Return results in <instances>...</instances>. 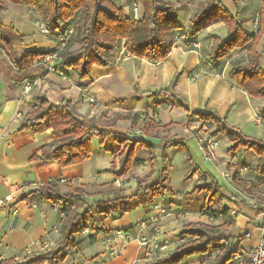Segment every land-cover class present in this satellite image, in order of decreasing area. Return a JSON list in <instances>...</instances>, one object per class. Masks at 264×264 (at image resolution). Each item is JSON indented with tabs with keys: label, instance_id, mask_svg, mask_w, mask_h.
I'll return each instance as SVG.
<instances>
[{
	"label": "crops",
	"instance_id": "1",
	"mask_svg": "<svg viewBox=\"0 0 264 264\" xmlns=\"http://www.w3.org/2000/svg\"><path fill=\"white\" fill-rule=\"evenodd\" d=\"M113 1L122 7L125 14L131 19L138 21L142 18L143 6L140 0ZM165 1L172 3L178 10V24L185 32H188L191 22L197 15L199 5L205 2V0ZM221 1L233 14H239L242 19H249L247 28L251 33H256L260 24L262 0ZM134 3L138 5V13L134 12ZM16 6L25 7V9H22L17 23L13 22L7 25L4 18ZM28 15H32V24L24 18ZM37 19L38 13L34 9L14 3H9L7 12L2 15L6 35L14 43L18 39L25 47L23 52L16 53L18 60L22 59L27 51L52 52L56 49L57 35L51 32V37L46 38L38 28ZM8 29L10 33H8ZM35 31L41 36L40 40L32 35V32ZM227 36L228 29L223 23L214 24L194 37L193 44L186 46L176 43L170 55L158 63H150L147 60H139L126 55L125 42H122L121 50L116 51L113 55L114 64L107 68L95 67L92 77L86 80H79L75 73L61 65V61L55 71H50L42 65L34 66L31 63L26 66L23 64L19 69H16L5 52L0 49L3 58L6 57L10 63L4 59L0 63V264L6 261L10 264L13 261L21 262L27 257L38 255L44 252L41 246L44 239L48 238L51 241L52 248L59 238V233L52 232L55 227L59 229V221L63 215L59 209L53 207L49 202L36 198L31 201H23L24 196L41 185L56 181L73 186L116 184L118 180L114 178L113 173L108 172L114 162V156L120 149L114 143V139L124 134L133 138L127 132L134 127L140 115L144 117L151 115V112L157 109L164 125H171L172 132L179 128L176 125L178 122L186 125L190 121L198 119L175 106L171 101L170 93H174L180 100H184L191 111L211 112L221 118H226L230 127L237 129L247 137L264 142V127L256 126L253 123L256 114H264V98L250 97L246 91L239 87L237 80L230 75L234 66L248 63L249 51L247 49L235 50L230 56L217 62L210 59L215 37L224 40ZM39 46L42 47L32 48ZM16 48L15 45V52ZM80 48L81 44L73 46V50ZM257 53L261 56L260 62L264 68V31L258 42ZM63 73L64 75H62ZM195 74L199 75V79L193 82L191 78ZM176 78L178 83L172 87ZM28 87L30 90L27 92ZM84 89L88 90L96 99V105L91 106L82 102L81 94ZM145 92L150 93L146 94ZM42 94L52 105L65 106L68 103L83 118L98 121L112 118L115 114H130L135 119L120 121L116 126L109 128L112 136L108 138L105 146H100L99 139L95 138L92 143L94 154L90 160L82 164L60 168L55 162L32 160L33 157L40 156V149L43 146L55 139L52 130L33 134L19 129L25 116L34 108L35 98ZM176 112L182 116V121L173 118V114ZM161 114L165 115L164 118ZM185 117L186 119H184ZM193 128L191 127V130ZM187 129L188 127L183 133L184 140L190 138ZM185 134H188L187 138H185ZM225 157L234 158L233 162L240 165L251 164L252 172L245 175L248 179L245 183L252 185L253 190H264V176L259 175L260 162L255 154H246L244 149H240L236 156L226 155ZM141 159L136 161L133 168L137 177L144 178L146 174L141 175L140 173L143 170H148L150 166L145 159L140 161ZM233 162L231 161V166L228 165L230 162L226 165L235 172L237 168L233 167L236 164ZM210 174L194 175L187 181V189L191 191L192 186L196 181L198 182L199 178L206 180ZM131 181L137 182L133 178ZM207 182L211 181L207 179ZM226 190L228 191V189ZM135 193L136 190L124 194L131 196ZM172 196L166 194L163 198L157 199L151 205V210L157 202L165 203L168 207L172 206L176 208L175 211L179 210L176 205L183 206V204L176 201L179 200L177 196ZM102 199L100 196L84 198V206L86 205L88 208L94 202ZM84 210L85 208L80 207L78 213H82ZM259 210L257 208H245V211L241 209L243 215L235 217V221L242 229L236 235L241 237L238 241L239 252L237 254L245 253L257 245L261 225ZM135 212L137 221L132 219L135 214L127 213L121 218H98L96 224L89 229L94 232L101 229L104 231L121 229L130 234V240L111 239L107 244L102 242L104 248L99 249L93 257L96 264L152 263L145 258V254L136 240L140 236L149 235L148 231L141 229L140 223L146 220L150 212L147 214L143 208L137 209ZM247 214L248 216H246ZM170 217L163 221V233L158 238L159 241L167 243L169 253L177 243L178 235L176 236V234L180 227L179 223ZM251 219L254 221L250 222ZM90 239L91 237L84 233L79 236L78 247L68 256L74 257L73 264L82 258L86 247H94L100 241L97 238L96 243H92ZM110 249L118 250V255L111 256ZM105 253H109L108 256ZM169 253L162 258L167 257ZM215 253L218 255V252ZM214 254L210 258L215 257ZM210 258L208 257L204 261L198 259L185 261L183 264H217L215 259L210 260ZM245 260L247 259L244 258ZM233 262L238 263L233 259L228 264Z\"/></svg>",
	"mask_w": 264,
	"mask_h": 264
},
{
	"label": "trees",
	"instance_id": "2",
	"mask_svg": "<svg viewBox=\"0 0 264 264\" xmlns=\"http://www.w3.org/2000/svg\"><path fill=\"white\" fill-rule=\"evenodd\" d=\"M143 6V16L138 21L128 17L123 8L113 0H0V49L3 50L14 65L19 69L29 58L33 64L34 58L51 52L27 51L18 60L15 44L5 32L2 15L7 12L9 3L24 5L38 13L37 21H42L57 35V39L64 33L72 30L66 48L62 52L61 65L75 73L79 80L92 77L95 67L107 68L114 64V53L121 50L125 42V54L150 63L165 60L176 43L177 31L189 35V45L193 38L201 31L218 23H223L228 29V36L222 40L215 37V42L210 52V59L214 62L230 56L235 50L247 49L248 63L234 66L230 75L237 80L240 88L255 99L264 98V68L261 65V56L257 53V46L264 31V0L260 10V24L256 33H251L247 28L249 19H242L239 14H233L221 0H205L188 32L182 30L178 24V10L172 3L165 0H140ZM75 44L81 48L73 50ZM53 52V51H52ZM178 79L173 82L176 86ZM168 92V91H167ZM150 93V92H145ZM170 93V92H169ZM172 102L178 108L186 111L188 115L197 117L204 124L214 128V136H224L233 144L231 155L244 149L246 154L253 153L259 158V175L264 176V142L247 137L237 129L230 127L226 118H221L211 112L191 111L184 100H180L174 93H170ZM35 106L29 112L22 124L20 131H29L33 134L44 133L52 130L55 139L40 149V156L32 158L34 161L55 162L60 168L85 163L92 156V142L99 139L103 145L112 136L108 129L120 121L134 120L130 114H115L109 119H87L79 116L75 109L68 103L65 106L52 105L47 97L42 94L35 98ZM146 137H155L159 131L153 123L146 122L144 127ZM134 140V141H132ZM122 151L112 163L108 171L116 179L130 174L139 149L149 152L152 162V171L144 179L137 180V192L131 197H126L115 184L97 186L87 184L73 186L60 181L50 182L39 186L22 198L31 201L36 198L49 202L63 214L59 221V238L54 247L38 255L25 258L21 262L13 261L12 264H60L63 263L72 251L78 247V238L85 231L92 228L98 218H121L134 208L141 207L148 214L151 205L159 198L171 192L169 177L167 175L168 163L166 157L164 168L157 182L145 186L152 180V172L156 165L153 146L135 138L118 139ZM181 141L168 142V146L182 145ZM121 167V172L118 170ZM197 173L192 171L190 178ZM238 170L235 171L233 180H239L245 188L253 189L248 183H242ZM213 182V181H211ZM196 183L193 190L186 194L188 204L202 202L205 207L203 215L220 219L224 224L220 228L210 227L204 223H192L187 226L185 243L170 253L167 257L155 260L151 264H183L192 256L210 255L218 252L215 263L228 264L239 252L236 234L227 236L219 235L221 231L235 227V217L230 215V208L223 205L225 199L219 191L212 187V183ZM218 185V183H216ZM220 188V186L218 185ZM221 189V188H220ZM100 196L103 199L94 202L86 208L84 198ZM80 207L84 212L78 213ZM196 208L198 206L195 205ZM198 238L188 240V236ZM92 243L96 238L92 237ZM93 240V241H92ZM95 240V241H94ZM209 256V258H210ZM3 262L2 264H8ZM10 264V263H9ZM244 264H248L245 260Z\"/></svg>",
	"mask_w": 264,
	"mask_h": 264
},
{
	"label": "rangeland",
	"instance_id": "3",
	"mask_svg": "<svg viewBox=\"0 0 264 264\" xmlns=\"http://www.w3.org/2000/svg\"><path fill=\"white\" fill-rule=\"evenodd\" d=\"M200 5H199V7H200ZM22 9H25V7L16 6V7L12 8V10L5 16L4 22H6L7 25L9 23H13V22L17 23L18 19H19V15H21V13H22ZM24 18L30 24H32V21H33L32 15L31 16L28 15L27 17H24ZM8 33H10L9 29H8ZM32 35L35 36L38 40L41 39V36H39V33L37 31H35L34 33L32 32ZM49 37H51V34H49L46 38H49ZM14 44L17 46V48H16L17 54L18 53L20 54L21 51L23 52L25 50L24 49L25 47L22 46V44L19 42L18 39H17V41H15ZM41 47L42 46L32 47V48H41ZM3 57H4L3 54H1V52H0V63H1V60H3V59L7 63H9L7 58L6 57L3 58ZM30 61L28 58V60L24 63V65L25 66H26V64L29 65V63H31ZM25 66H23V67H25ZM198 79H199V77L196 80H193V78H191V80L193 82H196ZM169 96L170 95H168L167 97H169ZM171 98H172V96H171ZM178 111L181 112V110H178ZM161 116H163V118H164L165 115L161 114ZM173 118L179 119L180 121L183 120L182 116L179 115L178 112L173 114ZM184 119H186V117ZM160 120H161L160 115L158 114L157 109H155L153 112H151V115H148V116L146 115L145 117L143 115H140V117L136 121L137 123L134 125L133 128H130V130H128L129 132H127V133H129L131 135V137L135 138L136 140H144L153 146L156 165L154 167V171L152 172V180L148 184H146L145 186L152 185L159 180V178L162 174L163 168H164V160L166 157V161L168 163L167 175L169 177V184H170V188L172 190L171 192H169L167 194L172 196V193H174L172 197L177 196V198H179L180 201L179 200H176V201L178 203L182 202V204H183V206H177L176 205V207H178L180 210L179 213H175L174 209H176V208H173L172 206H170V211L173 214L172 217H170V218L173 221L179 223L178 225L180 226L178 233L176 234V236L178 235L177 243L174 246L173 250H176L177 248H179L181 245H183L185 243V238H183V237H185V235L188 231V229H187L188 225H190L192 223H204L207 226L216 227L218 229L224 224V222L220 219H217L214 222V221H211L205 215H203V213L205 211V207L202 206V204H203L202 202H198L196 204H194L195 202H192V201L190 204L185 202L186 201V194L190 193L193 190V187L196 183H198V184L200 183L202 185L208 184L210 182H207V179H209V181H213V182H211L212 187L214 186V183H218V185L220 186L221 189L218 187L217 189H214V190L219 191L222 195H224V197H225V199L223 201L224 206L230 207L231 209H233V211L235 210V212H237V211L240 212L237 216L243 215V212L241 211V209L244 211H245V208L260 209L259 206H254L249 202V200H251V197L252 198L255 197V199L259 202L264 200L263 196L255 195L256 193L253 190L254 187H253V189L245 188L242 184L239 183L240 182L239 180L234 179V180L228 181L223 176V173H227L229 171H231L232 173H235L234 171H232V169L231 170L229 169V166H231V161L233 162L234 158L229 159V157L228 158L225 157L226 155H230L232 157L236 156V154L235 155L230 154V150L233 148V144L228 140V138H226L224 136H219V137L214 136L213 135L214 128H210L209 125L204 124L199 119L192 120V121H190V123H187L186 125L178 122V124H176V125H178L179 128L175 132L171 131V129H172L171 125H169V126L164 125L163 120H161V121ZM146 122L153 123V126L156 128L158 126L159 131L155 132V134H156L155 137H148V136L146 137V135L143 131ZM187 127H188L187 130L189 131V134H190V138H187L188 134L187 135L185 134L186 135L185 138H187V139L184 140V138H183L184 134L183 133ZM191 127H194V128L191 130ZM127 129H129V128H127ZM131 129H132V131H131ZM200 131H201V133H200ZM138 132H140V133H138ZM196 134L201 136L202 138L208 137V138L214 139L216 142H218V148L216 151L217 152L216 156L219 159V162L206 160L204 158L203 153L200 149L199 139L196 136ZM121 136H123V137H121ZM175 137H177V139H175ZM124 138H128L127 134L120 135L114 139V143L120 147L118 153H116L117 155L114 156V160L116 158H118V156L120 155V153L122 151V147L119 144L118 139H124ZM107 140L103 145L100 144V146H105L108 142ZM175 140L176 141L182 140L183 146L182 145L168 146L169 145L168 142L172 143ZM132 141H134V140H132ZM99 143H100V141H99ZM93 154H94V150H93V144H92V156H93ZM92 156H91V158H92ZM141 158L145 159L146 162L149 163L150 167L148 170H143V172H141L140 174L141 175L146 174V176H148L152 171V162L149 159V152L145 149H139L136 153L135 161H134L133 165L136 163V161H138ZM143 159H141L140 161H143ZM228 162H230L228 164L229 166L226 165V163H228ZM233 163H236V164H234L233 167H236L238 170V168L240 167V164H239V166H237L238 165L237 162H233ZM248 165H250L252 168L251 164H248ZM111 167L108 169V171L111 169ZM118 170L121 172L120 166H118ZM195 170H197V173L195 175L201 176L204 173L207 175L210 173L211 174H210V177H208L206 180L199 178L198 182L196 181V183L192 186V190L189 191V189H187L186 183L188 180H190L192 178V177L190 178L189 176L192 173V171H195ZM249 172H252V169ZM238 176H239V179H242L239 173H238ZM132 178L136 179V180L144 179V178L137 177L133 167H132V171L130 174L124 175L123 177H120L117 179L118 181L115 185L117 186L118 190L123 193V195H125L124 193H126V192H132L134 190H136V192H137V184H136L137 182L135 183L134 181H131ZM247 180H248L247 176H245V180H243L242 183L246 182ZM226 189H228V191ZM186 191H187V193H186ZM257 193H262V195L264 194V192H262V191L257 192ZM131 196H126V197H131ZM195 205L198 206V208H196ZM140 208L141 207L134 208L129 213L135 214L136 213L135 211L137 209H140ZM246 216H248V214ZM135 218H136V214L134 216H132L133 220H136ZM253 221H254V219L250 220V222H253ZM163 223L164 222H162V226H163ZM240 229H241V226H239V224L236 222L235 227L229 228L227 230H223L220 232L219 235H221V236H227L229 234L238 235L237 233L242 230V229L241 230ZM150 234L151 233H149V235ZM188 237H189L188 240L194 241V240L198 239V238L190 236V235ZM237 237H239V236H237ZM239 238H241V237H239ZM239 240L240 239H238V241ZM238 241H237V246H238ZM103 248H104V244L100 241H98V243H96V245L94 247H89V248L86 247L82 253V258L76 260V264H96L93 261V257L95 256V254L98 252L99 249L102 250ZM172 251L170 253H172ZM167 253H169L168 248H167ZM105 254H107V256H108L109 253H105ZM216 255H217V253H215L214 254L215 257H211L210 260L211 259L214 260L216 258ZM209 256L210 255L192 256V257L187 258L186 262L196 260V259H198L199 261H201V260L204 261ZM67 258L68 259H66L63 263H60V264H73L74 257L71 256V257H67ZM156 260H159V259H156ZM153 261H155V260H152L150 262H153ZM231 264H238V263L233 262Z\"/></svg>",
	"mask_w": 264,
	"mask_h": 264
},
{
	"label": "built area",
	"instance_id": "4",
	"mask_svg": "<svg viewBox=\"0 0 264 264\" xmlns=\"http://www.w3.org/2000/svg\"><path fill=\"white\" fill-rule=\"evenodd\" d=\"M133 9L135 13H138V5L137 3L133 4ZM37 25L41 33L47 37L50 33V29L46 26V24L42 21H37ZM73 31L69 30L68 32L64 33L62 36H60L56 43V49L46 55H40L34 58L33 64L34 66H40L42 65L46 69L50 71H55L56 67L58 66L59 62L62 59V52L66 48V45L68 44L70 37L72 35ZM176 43H182L183 45L189 46V35L182 31H177L176 33ZM175 43V44H176ZM64 75V73L62 74ZM199 77V75L195 74L192 78L193 80H196ZM30 90V87H28L27 92ZM82 102L89 105H96L97 101L96 99L89 93L88 90L84 89L82 90L81 94ZM253 123L256 126H262L264 127V114H256L253 119ZM140 133V132H138ZM201 133V131H200ZM199 139L200 149L203 153V156L206 160H211L214 162H219V159L217 158V148H218V142H216L214 139L210 138H202L201 136L197 135ZM239 166V164L237 165ZM250 165H240L238 168V172L242 178V180H245V175L251 171ZM234 173L231 171L227 173H223L224 178H226L228 181L233 180ZM218 185L214 183L213 189H217ZM255 195L263 196L262 193L259 190H254ZM264 192V191H262ZM249 202L254 206L260 207V216H261V225H260V238L257 243V245L250 249L249 251H246L245 253H239L237 254L234 259L239 263L243 264L244 258H246L249 261V264H264V200L263 201H257L254 198L251 197V200ZM230 208V207H229ZM230 210L231 216H237L240 212H235L233 209ZM175 213H179L180 210L174 211ZM172 212L170 211V207H168L165 203L157 202L153 205L152 210L150 214L147 216L146 220L142 223H140L141 229L144 231H148L151 233L150 236L144 235L140 236L136 240L138 241L139 247L143 250L145 254V258L148 261L156 260L162 258L166 252H167V243L165 241H159L158 238L162 235L163 229H162V222L172 216ZM208 214V218H209ZM207 217V216H206ZM212 221V218H209ZM54 233H59V229L55 227L53 229ZM85 235H89L91 238L95 237L98 238L103 243H108L111 241V239H120V240H130V234L128 231L121 230V229H114L112 231H104L103 229L94 232L91 230H85L83 232ZM42 248L45 251L49 250L51 248V241L46 238L41 243ZM110 255L111 256H117L118 250L116 249H110Z\"/></svg>",
	"mask_w": 264,
	"mask_h": 264
}]
</instances>
